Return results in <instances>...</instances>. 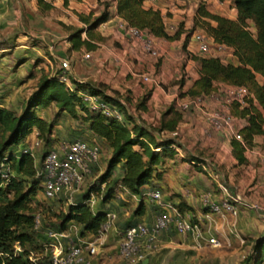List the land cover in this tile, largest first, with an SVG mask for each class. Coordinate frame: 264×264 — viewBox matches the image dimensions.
<instances>
[{
	"label": "trees",
	"instance_id": "trees-1",
	"mask_svg": "<svg viewBox=\"0 0 264 264\" xmlns=\"http://www.w3.org/2000/svg\"><path fill=\"white\" fill-rule=\"evenodd\" d=\"M37 1L42 8L52 6L44 0ZM144 2L115 0L116 13L128 26L144 29L148 34L165 40L178 39L184 31L178 25L169 31L160 9ZM233 2L237 10L235 18L212 12L202 3H198L192 29L201 23L204 32L210 35L214 42L231 48L234 61L224 60L220 55H193L198 66V75L187 88L186 94L204 96L214 91L219 83L245 85L249 91L247 101L240 103L235 100L229 104V110L233 116L246 119L239 131L244 139L252 144L255 134L264 135V0ZM104 4L105 8L94 17L92 13L77 12L78 18L85 25L69 27L68 39L71 49L95 48L96 41L102 36L98 26L110 15L109 2L105 0ZM190 35L191 33L185 34L183 49H186ZM68 71L71 85L60 80L56 74L41 72L35 89L23 101L20 113L0 105V157L8 154L14 173L10 181L0 187V264H50L51 261V247H47L43 261L30 258L33 248L41 246L43 251L50 241L45 232L44 236L39 235L35 226L36 214L30 205L33 195L42 187V168L35 162V156L32 154L8 150L12 144L20 141L23 143L34 127L37 129V137L46 145L50 144L51 124L37 112L38 108L54 103L61 111L73 117H80L90 131L88 140L100 146L101 156L105 155L104 145L109 150L105 170L98 178L99 183L91 184L84 193L68 204L66 212L59 216L60 222L53 223L51 229L54 230L65 229L70 221H74L78 224L80 236L96 235L107 210L103 206L97 210L91 207L87 200L90 192L98 190L100 183L108 182L111 173L118 167L117 183L125 186L131 194L141 196L143 190L155 187L150 186L152 179L161 177L162 172L158 166L164 160L163 154L170 156L175 151L173 144L176 140L170 136V131L175 130L182 120L183 110L171 105L162 113L159 124L151 127L138 122L124 101L119 96L108 93L103 84L92 80H78L69 75ZM78 91L100 95L121 110L122 119L90 110L81 100ZM162 131L168 132V136L160 137ZM229 139L232 154L240 163L244 162V147L233 136ZM99 162L95 163L92 169H95ZM114 186L115 184H111L107 187L101 200L103 204L115 196ZM61 195L63 194L58 197ZM173 203L180 210L193 209L184 201ZM144 210V200L140 199L133 215H142ZM158 211L157 207V213ZM137 221L144 220L128 218L122 228ZM46 229L48 228L44 231ZM17 243L20 246L18 250ZM239 264H264V234L255 239L254 253L243 257Z\"/></svg>",
	"mask_w": 264,
	"mask_h": 264
},
{
	"label": "rangeland",
	"instance_id": "rangeland-1",
	"mask_svg": "<svg viewBox=\"0 0 264 264\" xmlns=\"http://www.w3.org/2000/svg\"><path fill=\"white\" fill-rule=\"evenodd\" d=\"M175 5L178 7H184L181 0H179V2H175V0H157L154 5L151 6L158 9L159 7L162 8L160 11L163 14L164 21L169 31L174 30V28L170 29L171 24L175 27L178 25L185 34L191 33L190 36H192L195 31H205L203 30L204 28H202L201 23H198L194 29H192L196 9L193 10L194 12H187V10L179 12L178 16L170 21L168 18L174 14L173 11L170 10V7ZM69 27L71 26H61L64 30H70ZM99 28L104 31L107 36L102 35L101 38H99V41H96L95 48H83V50L77 52L73 56L64 55L63 57H60L59 55L51 53L52 50L56 53L57 49L63 47V43L60 41L62 40V34L59 33V26L50 24V26L37 28L38 32L31 33H29L26 27H14L13 30L20 32L22 39H26L29 46L25 49L13 48L12 50L7 49L6 51L0 49V103L10 107L15 112L20 113L23 107V101H25L30 92L35 89L41 72L49 75L60 72V59L67 58L70 61V69L79 67L82 62L93 64L95 67L101 69V71L95 73L94 76L92 75L88 77L87 80L103 84L108 93L119 96L124 101L129 112L134 115L138 122L150 125L151 127L157 126L162 113L168 107L173 105L179 108L178 102L188 96L186 90L189 86L186 81L187 79L192 78V74H190L186 68L187 64L190 62L186 56V49H183L182 47V41L180 45L170 47L169 40H164L163 38L154 39L153 35L148 34L157 50L156 54H152L131 35L126 33L120 34L116 22L109 24L101 23L98 26V29ZM58 34L61 37L58 36ZM56 35L59 38H57ZM51 37H53V39ZM3 44H7V48L11 46L14 47V41L8 40L7 42V39L3 38L2 35L0 38V46ZM49 46L52 47L49 48ZM87 51L90 52V56L84 58L83 53ZM189 51L190 53H193L191 50ZM23 55L26 56L20 60H26V62L21 65V69L16 71V66L21 64L16 63V61ZM44 55H47L49 61L45 59ZM31 58H34L36 64L39 62L45 64L35 72L33 68L35 63L29 61ZM195 65L196 62L194 61L192 62L191 67L194 68ZM142 73L149 74L152 77V80H144L141 76ZM69 75H71V72ZM187 111L188 110H185L183 112ZM37 112L46 118L51 124V133L49 136L50 145L52 144L55 146L60 143H66L75 138L88 140L91 136L87 124L83 119L80 117H73L66 112L61 111L54 103H51L47 107L38 108ZM32 131H37V129L34 127ZM215 131L216 132L213 130L208 131L210 132V136L208 137H211L214 133L217 135H228L223 130ZM167 136L168 132L162 131V133H160V137ZM34 138L35 137H32V139ZM27 140H29V138ZM42 141L40 145L34 148L35 162L40 168L42 167L41 155L47 148L46 143ZM216 142V144L219 142L217 146L218 155L215 152H212L214 156L211 160L217 167H220L219 163L221 161V163L227 162L226 167L229 169V175L234 165L230 159V152L227 149L228 144L225 141L220 142L219 139H217ZM22 145L23 143L20 141L16 144H12L8 150L20 152ZM103 150L105 152V155L103 154L104 157L100 155L101 158L99 164H97L96 168L92 169L91 173L84 178L79 189L72 193L71 200L74 201L84 193L91 184L98 182L99 176L105 170L108 154V149L105 145ZM162 157L164 159L163 161H165L163 163L168 162V154L164 153ZM213 166L214 165H207L208 170H202L205 178L211 186H214V174L217 172ZM165 167L169 166L166 165ZM220 169L219 170L223 172L222 168ZM118 170V167H116L111 173L108 182L100 183V188L92 191L96 196V202L91 207L94 210H97L103 206L107 211H114L116 213L117 221H115V225L117 224V226L122 228L121 225L133 215V211L137 208L140 199L134 197L129 191H124L118 186L116 181ZM228 175L227 173L224 175V178L227 181H229ZM111 184H115L114 191L116 193L121 191L122 196L117 197L115 195L107 199L105 204H103L101 200L107 187ZM207 185L204 187L211 189V187ZM150 186L161 187L164 198L170 201L169 185L162 186L160 183L152 181ZM261 193L262 192L260 191V197H262ZM68 196L69 194H63L60 196L62 198H45L42 192V187L37 190L35 195H33L30 205L32 211L36 214L39 220L37 227L39 235L44 236V229L46 227L52 228L53 223L58 224L60 222V214L66 212L68 204L70 203V201L67 200ZM261 200L262 198L260 201ZM261 202L264 201L262 200ZM144 205L145 210L142 215H139L140 217L145 215L150 216L151 214L154 215L157 213V206L152 202L144 200ZM219 238L222 241V237L220 236ZM107 239L108 237L105 238L102 246L106 244ZM116 239L117 238L112 242L110 241V246L116 247ZM231 239L235 240V236H231ZM250 239H252L251 236H249V239L245 240L246 242H244L241 247H238L239 244L235 241L234 245L221 243L217 246L202 245L198 247L195 245L194 239L191 236L178 233L173 229H167L159 233L156 238V246L146 252V257L148 259L147 262L143 264H239L243 257L249 253H254L256 238L253 240L254 242L251 243V246L244 247L247 243L250 244ZM47 247H51V245L46 244L43 251H41V246L33 248L31 253L32 257L36 261H43L42 257L43 255H46ZM113 249L115 248H111L112 252L109 255H107L109 252H106V254L100 258L98 257V263L105 264V262H107L110 264V261L116 258V252ZM107 250L108 248H106V251ZM109 256H111V258H109ZM45 259H47V257H45ZM44 263L46 264V262ZM44 263L42 262L40 264Z\"/></svg>",
	"mask_w": 264,
	"mask_h": 264
},
{
	"label": "crops",
	"instance_id": "crops-1",
	"mask_svg": "<svg viewBox=\"0 0 264 264\" xmlns=\"http://www.w3.org/2000/svg\"><path fill=\"white\" fill-rule=\"evenodd\" d=\"M44 1L50 3L52 6L49 8H42L38 5L37 0H0V38L3 35V38H6L7 42L8 40L14 41V47L11 46L7 48V44H3L0 46V49L6 51L7 49L12 50L13 48L25 49L29 46L27 44V40L22 39L20 32L13 30L14 27H26L29 33H31L38 32L37 28L39 27L50 26V24H53L55 26L60 27V29L58 30L60 31L59 33L62 34V37L59 34L58 36H60L62 39L60 41H62L63 47L57 49L56 53H54V51L52 50V54L59 55L60 57H63L64 55L73 56L77 52L83 50V48L78 50L70 48V40L68 39L70 30H64L61 28V26L76 27L85 25V23L78 18L77 12H82L85 14L92 13V15H97L105 8V0H66V2H64L65 0ZM107 1L109 2L108 9L110 15L108 19L103 23L109 24L116 22L120 34L126 33L125 28L119 23L120 21H125L116 13L115 0ZM181 1L184 7H178L177 5L170 7V10L174 13L173 16H170L168 18L170 19V21L174 20V18L178 16L179 12H184V10H187V12L195 10L198 3H202L208 10L212 12H216L227 17L235 18L237 14V10L233 0ZM175 2H179V0H175ZM144 4L154 5V3L150 4L148 2H144ZM159 9L162 10L161 7H159ZM98 30H100L102 35L107 36V34L104 33V31H102L100 28ZM58 36L57 38H59ZM83 36H85V34ZM184 36L185 33L182 32L178 39L169 40L170 47L180 45L181 41H183ZM51 38L53 39V37ZM153 38L159 39V37L155 36H153ZM51 47L52 46H49V48ZM189 50H191L193 53H190ZM185 51L186 56L188 57V61L190 62L189 64H187L186 68L189 73L192 74V78H189L186 81L189 86L192 83L193 79L198 75L197 64L194 68L191 67L192 62L195 61L193 59V55H201L197 51L196 42L192 36H190L186 44ZM218 55H220L224 60L234 61V57L231 53V48L228 46H225L224 49L220 50L218 52ZM25 56L26 55H23L16 61V63H21L16 66V71L21 69V65L26 62V60H20ZM44 57L47 61H49L47 55H44ZM29 61L31 63H35L34 58L29 59ZM44 64L45 63L42 62H39L37 64L35 63L33 65L35 72L39 70ZM99 71H101V69L95 67V65L82 62L79 67L70 69L68 72H71V76L78 80H87L88 77L92 75L94 76V74L98 73ZM225 86V84L219 83L218 87L214 91L205 95V109H211L220 106L223 101ZM0 105L2 104L0 103ZM245 123V118L236 117L237 126L242 127ZM212 130L216 132L206 122L203 109L191 108L187 112H183L182 120L177 124L176 129L170 131V136H173L176 140V143L173 144L175 151L172 155L167 158L168 162L163 163L165 161H162L161 164L158 166V169L162 172L161 177L154 178L152 179V181L158 182L162 186H170V201H184L186 204L193 208L191 211L194 214H200L201 212L205 211L206 207L202 205L201 200L198 196L201 191H213L214 198H221L225 196V193L218 187L215 181L214 186L209 185L207 179L205 178L202 172V170L207 169V165H214L213 167L215 171L219 172L221 170L220 168H222L223 172H220L223 175H226V173L228 175L229 169L226 167L227 162L221 163V161L219 163L220 167H217L215 166V163L211 160L214 156L212 152H215L218 155L217 146L219 142L218 144H216V140L219 139L220 142H227V149L231 155L230 159L232 160L234 165L232 171L228 175L229 181L225 179L227 185L229 186L230 192L240 193L244 198L248 199L249 201L258 202L264 207V202H261L262 200L264 201V162L262 160L264 156V135H254L253 142L250 148L244 149V155L246 160L240 163L238 159L232 154L229 135H217L214 133L212 134L213 137H208L210 136V132L208 131ZM173 131H176V134H173ZM36 132L37 131H32L26 139H32V137L36 135ZM166 165H168L169 167H165ZM207 184L209 185V187H211V189L204 187ZM187 188L190 189L189 194L185 193V189ZM260 191L262 192V197H260ZM261 198L262 200L260 201ZM236 204L239 207V212L237 215L226 214L224 216H219L216 214H212V220L209 221L211 231L217 236L219 235L218 237H222L223 244L225 243L226 245H234L235 241L237 244L240 245H238V247H241V245L246 242L245 240L249 239V236H251L252 239H250V244L247 243L244 246L248 247L252 245L251 243L254 242L253 240L255 238H258L259 236L264 234V215L262 211L253 208L243 207L239 203ZM154 216L155 214H151L150 216L145 215L143 217H140L139 215H132L129 218L136 219L139 217V220L143 219L144 221L150 222L153 220ZM121 229L123 228H120L119 226H117V224L109 229L105 237H103V240L108 237V239L106 240V244L103 245L101 253L98 254L95 258H93L92 264H99L98 257L100 258L104 254H106V252H109L107 254L109 255L112 252L111 248H115L113 250H115L116 252L117 243H115L116 247H112L110 245L111 242L115 240V238H117L116 241L118 240V233ZM231 236H235V240H232ZM85 238L91 239L93 238V236L91 234H88L87 236H85ZM106 248H108L107 251ZM109 258H111V256H109ZM105 264L108 263L105 262Z\"/></svg>",
	"mask_w": 264,
	"mask_h": 264
},
{
	"label": "built area",
	"instance_id": "built-area-1",
	"mask_svg": "<svg viewBox=\"0 0 264 264\" xmlns=\"http://www.w3.org/2000/svg\"><path fill=\"white\" fill-rule=\"evenodd\" d=\"M150 4L157 0H144ZM120 25L125 28L126 34L134 37L143 47L152 54L157 50L152 43L148 33L136 26H128L120 21ZM175 28L171 24L170 29ZM196 42L197 51L201 55H218V52L226 45L214 42L212 37L204 31H195L192 34ZM90 52H84L83 57L88 58ZM70 70V61L67 58L60 59V72L56 73L58 78L68 85H71L67 71ZM142 78L151 81L152 77L147 73H142ZM83 103L94 111H100L106 116L122 119L121 110L114 104L106 101L100 95L92 94L88 91H78ZM249 97V91L245 85L226 84L224 87L223 101L218 107L211 109L204 108L205 95L187 96L178 102L181 110L191 108L203 109L208 125L214 130H223L229 137L236 138L244 149L250 148L249 144L239 131L241 127L236 124V117L229 110V104L235 100L245 103ZM176 134V131H173ZM34 139L25 140L21 147V152H28L35 156L34 148L40 145L41 139L34 136ZM31 141V142H30ZM100 146L90 140L74 139L66 143L53 146L47 145L42 156V192L45 198H55L60 194H69L68 199L72 202V193L79 189L84 178L92 171V166L100 159ZM264 162V156H263ZM13 168L10 164L8 154L0 157V187L5 186L13 175ZM215 182L225 193L221 198H214L213 191L203 190L198 196L206 210L200 214H194L191 210H180L172 201L166 200L161 187L155 186L147 188L139 194L132 195L136 198L148 200L155 204L159 211L150 222L137 221L121 229L118 233L116 256L110 264H143L146 252L156 246V238L163 230L173 229L178 233L187 234L194 239L195 245L217 246L223 243L220 238L211 231L210 222L212 214L224 216L226 214L237 215L239 203L243 207L253 208L263 212L264 207L258 203L249 201L240 193H231L224 175L220 172L214 174ZM124 191L128 189L119 184ZM189 194L190 189H185ZM71 195V196H70ZM121 196V191L115 194ZM88 203L93 206L96 202L94 192H90ZM38 217L35 215V226L38 227ZM116 213L107 211L102 221L98 233L93 238L86 239L78 234V224L70 221L68 226L62 230L46 229L45 233L50 239L51 261L50 264H92L93 258L101 253L104 242L103 237L111 227L115 225ZM207 222V224H206ZM16 249H20L16 244ZM32 253V252H31ZM30 258L35 260L30 254Z\"/></svg>",
	"mask_w": 264,
	"mask_h": 264
},
{
	"label": "water",
	"instance_id": "water-1",
	"mask_svg": "<svg viewBox=\"0 0 264 264\" xmlns=\"http://www.w3.org/2000/svg\"><path fill=\"white\" fill-rule=\"evenodd\" d=\"M147 259H144V262H146Z\"/></svg>",
	"mask_w": 264,
	"mask_h": 264
}]
</instances>
